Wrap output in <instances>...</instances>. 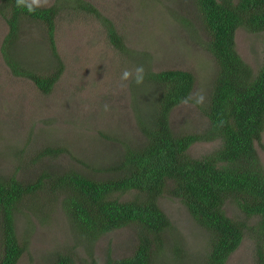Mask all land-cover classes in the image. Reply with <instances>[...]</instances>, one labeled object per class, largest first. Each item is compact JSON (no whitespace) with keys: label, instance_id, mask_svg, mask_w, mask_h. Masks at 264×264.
I'll return each instance as SVG.
<instances>
[{"label":"rangeland","instance_id":"rangeland-1","mask_svg":"<svg viewBox=\"0 0 264 264\" xmlns=\"http://www.w3.org/2000/svg\"><path fill=\"white\" fill-rule=\"evenodd\" d=\"M59 5L55 39L64 63L63 72L50 93H44L27 76L17 75L7 62L3 43L9 25L0 13V173L23 180L44 169L75 168L97 178L109 176L110 166L124 151L146 141L141 119L154 109L159 87L147 73L163 69H186L195 74L193 102L177 105L171 113L175 132L202 131L209 125L204 113L218 63L207 47L208 35L192 0H37L36 5ZM89 5L98 10L85 9ZM113 22L124 40L117 48L108 36ZM237 49L257 71L264 60V31L240 27ZM11 51L23 65L48 73L55 60L43 25L27 22L21 39ZM143 65L142 84L122 81L124 69ZM199 96L204 100L194 103ZM107 105V108H105ZM219 140L199 141L189 153L201 157L219 146ZM47 146H61L57 155L38 154ZM257 148L264 165V132ZM125 193L122 198L132 197ZM42 209L18 214L17 230L26 250L18 264H53L57 255L76 252L79 264H103L110 251L115 257L132 254L137 226L111 231L95 241L93 248L76 244L77 237L63 210L61 198L40 195ZM36 200V199H35ZM160 205L172 221L167 248L161 261L195 264L206 256L210 233L185 204L166 191ZM227 212L243 213L235 204ZM253 221V219H252ZM257 240L247 234L226 264H256ZM78 243V242H77ZM177 252L171 255L174 246ZM0 244V252H1Z\"/></svg>","mask_w":264,"mask_h":264},{"label":"trees","instance_id":"trees-1","mask_svg":"<svg viewBox=\"0 0 264 264\" xmlns=\"http://www.w3.org/2000/svg\"><path fill=\"white\" fill-rule=\"evenodd\" d=\"M192 1L208 35L207 47L219 67L204 107L208 127L177 133L171 125L173 109L194 89L192 71L150 70L146 79L159 91L151 115L140 121L146 141L128 147L110 166L109 176L97 178L75 168L44 169L28 180L0 173V264H18L21 259L26 244L18 235V214L24 208L39 212L40 195L61 198L76 244L86 248H93L96 240L111 231L137 226L138 242L132 254L115 257L109 251L103 264H167L161 258L172 221L160 205L166 191L179 198L209 230L208 252L195 264H226L247 230L258 239L255 262L264 264V165L257 148L264 132V60L255 71L239 53L236 41L240 27L264 31V0ZM34 7L35 11L29 12L18 0H0V13L9 25L3 50L15 74L29 77L41 91L50 93L64 69L55 39L61 8L55 4ZM83 7L98 13L92 6ZM27 22L41 24L46 31L55 60L48 73L23 65L11 52ZM107 29L111 42L124 49L114 23L108 21ZM204 140H219L220 144L201 157L192 156V145ZM63 151L61 146H47L37 157ZM128 192L133 196L122 198ZM230 204L243 216L230 215L226 209ZM173 247L171 255L177 252ZM53 264L79 262L76 252L68 251L59 253Z\"/></svg>","mask_w":264,"mask_h":264},{"label":"clouds","instance_id":"clouds-1","mask_svg":"<svg viewBox=\"0 0 264 264\" xmlns=\"http://www.w3.org/2000/svg\"><path fill=\"white\" fill-rule=\"evenodd\" d=\"M37 0H18L19 6L21 8H26L29 12L35 11L34 5L36 4ZM146 70L143 65H138L135 67L134 70L130 69H124L121 74V80L122 81H128L132 80L135 84L139 85L142 84L145 79ZM204 97L199 96L194 100V103L201 104L203 103ZM182 103H189L193 102V97L190 95L188 97H185L181 101ZM105 108H107V105H105Z\"/></svg>","mask_w":264,"mask_h":264}]
</instances>
